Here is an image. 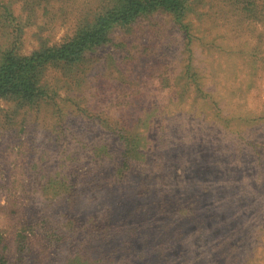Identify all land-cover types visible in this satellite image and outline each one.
Segmentation results:
<instances>
[{
	"label": "rangeland",
	"instance_id": "374dc122",
	"mask_svg": "<svg viewBox=\"0 0 264 264\" xmlns=\"http://www.w3.org/2000/svg\"><path fill=\"white\" fill-rule=\"evenodd\" d=\"M115 1L0 0V66ZM101 41L0 96V264H264V0H186Z\"/></svg>",
	"mask_w": 264,
	"mask_h": 264
},
{
	"label": "trees",
	"instance_id": "16d2710c",
	"mask_svg": "<svg viewBox=\"0 0 264 264\" xmlns=\"http://www.w3.org/2000/svg\"><path fill=\"white\" fill-rule=\"evenodd\" d=\"M186 0H116L105 11L83 25L75 35L58 47L48 48L28 58L11 57L0 66V96L14 95L31 100L41 93L38 87L41 68L48 62H78L85 49L99 45L111 23L131 21L153 13L157 8L175 14L184 11ZM137 145H126L130 153H138ZM129 148V149H128Z\"/></svg>",
	"mask_w": 264,
	"mask_h": 264
}]
</instances>
